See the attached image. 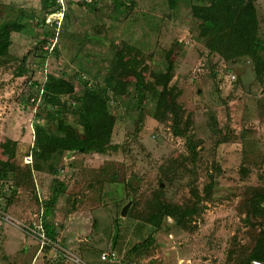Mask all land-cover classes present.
Wrapping results in <instances>:
<instances>
[{
    "label": "rangeland",
    "instance_id": "374dc122",
    "mask_svg": "<svg viewBox=\"0 0 264 264\" xmlns=\"http://www.w3.org/2000/svg\"><path fill=\"white\" fill-rule=\"evenodd\" d=\"M195 1L0 0L4 19L21 15L0 61V162L24 181L13 191V175L0 178V264H240L249 258L264 232V219L247 221L244 206L263 184L264 82L253 58L226 61L210 51L192 13ZM255 4L264 39V0ZM22 59L26 71L17 75ZM50 75L73 83L74 92L57 106H37L32 97ZM168 75V90L157 84V93L137 97L138 82ZM86 83L113 96L110 147L67 151L35 169L36 123L62 109L67 123L77 125L70 110L82 104ZM171 107L190 118L193 150L174 133ZM53 183H65L48 217L54 241L40 236ZM158 188L164 201L197 213L182 223L167 217L160 230L146 224L141 217ZM7 225L34 242L8 241Z\"/></svg>",
    "mask_w": 264,
    "mask_h": 264
},
{
    "label": "trees",
    "instance_id": "16d2710c",
    "mask_svg": "<svg viewBox=\"0 0 264 264\" xmlns=\"http://www.w3.org/2000/svg\"><path fill=\"white\" fill-rule=\"evenodd\" d=\"M174 3L175 0H169L171 6ZM127 8L125 7L124 10ZM192 13L201 21V33L205 34L203 41L211 52L220 54L226 61L244 56L253 58L255 75L259 82H264V39L259 34L255 0H199L193 2ZM20 20L21 15L4 19L0 9V61L8 56L11 34L19 27ZM55 48L57 49L56 45L53 49ZM21 62L17 75L26 71L25 59ZM169 79L170 75L154 83L138 82L137 97L144 99L148 93H157L158 90L155 89L157 84H162L163 88L168 90ZM42 86L44 102L53 106L60 104V97L74 92L75 89V85L70 81L51 75ZM112 97L106 87L96 89L86 83L82 104L77 109L70 110L78 119L77 125L67 123L62 109L47 111L44 123L35 125V142L32 149L37 160L34 164L35 169L42 168L38 161L52 159L55 155L61 156L67 151L83 154L105 153L110 147L117 120L111 113ZM71 102L69 105L74 106ZM169 113L174 133L186 138L188 147L193 150L195 146L189 133L190 118L184 117L182 112L172 107L169 108ZM40 117L37 115L36 119ZM77 126L80 127L82 136L78 134ZM0 165V178L8 179L12 174L15 180L13 191H17V188L24 184V181L18 177L17 169L8 162L2 161ZM27 165L26 174L31 175V168L29 164ZM48 168L56 174L57 171L51 170L52 164H49ZM260 179L263 184L253 188L244 205L248 216L246 220L249 222L252 215L264 219V170L260 174ZM60 184L61 187H57V183L51 185L50 198L45 203L43 212V228L52 241L56 240L57 232L54 225L48 221V217L52 214V206L57 203L64 190L65 183ZM163 190L158 188L155 197L150 200V204H147L146 211L141 217L143 222L160 230L167 217H172L176 223H182L184 218L197 213L193 208L177 209V205L164 201ZM252 259L264 260L263 231L259 233L249 258L240 264H250Z\"/></svg>",
    "mask_w": 264,
    "mask_h": 264
},
{
    "label": "built area",
    "instance_id": "2783aa9c",
    "mask_svg": "<svg viewBox=\"0 0 264 264\" xmlns=\"http://www.w3.org/2000/svg\"><path fill=\"white\" fill-rule=\"evenodd\" d=\"M43 94H44V89H43V86L41 85V89L39 91V94H37V95L32 97L33 104H36L38 106L42 101H44L43 100ZM31 162H32V157L28 156L26 158V163H31ZM40 236L43 239H46L47 235L45 233V230H44V232L40 233ZM102 259L114 261L115 260V256L114 255L103 254L102 255ZM250 264H264V260H262V259H253Z\"/></svg>",
    "mask_w": 264,
    "mask_h": 264
},
{
    "label": "crops",
    "instance_id": "0c3cea01",
    "mask_svg": "<svg viewBox=\"0 0 264 264\" xmlns=\"http://www.w3.org/2000/svg\"><path fill=\"white\" fill-rule=\"evenodd\" d=\"M5 232L8 236V241H12L15 244H20V245L24 244V246L26 247L29 245V243L34 242L33 239L30 240L27 239L26 241H23L24 238H26L24 235L25 232L22 231L19 227H16L14 225H7L5 227Z\"/></svg>",
    "mask_w": 264,
    "mask_h": 264
},
{
    "label": "water",
    "instance_id": "95a60500",
    "mask_svg": "<svg viewBox=\"0 0 264 264\" xmlns=\"http://www.w3.org/2000/svg\"><path fill=\"white\" fill-rule=\"evenodd\" d=\"M128 207H129V204H127V205L123 208V210H122V215H125V214H126Z\"/></svg>",
    "mask_w": 264,
    "mask_h": 264
}]
</instances>
